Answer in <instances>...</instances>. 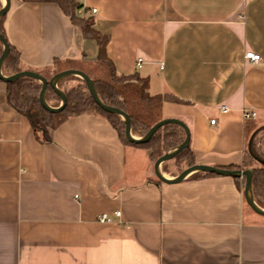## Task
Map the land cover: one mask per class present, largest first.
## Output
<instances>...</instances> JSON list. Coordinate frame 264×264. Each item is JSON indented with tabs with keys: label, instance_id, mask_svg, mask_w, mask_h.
I'll return each mask as SVG.
<instances>
[{
	"label": "crops",
	"instance_id": "0c3cea01",
	"mask_svg": "<svg viewBox=\"0 0 264 264\" xmlns=\"http://www.w3.org/2000/svg\"><path fill=\"white\" fill-rule=\"evenodd\" d=\"M77 1L109 36L118 74L180 100L162 114L188 127L195 164L239 169L243 112L264 124V0ZM5 29L43 76L55 59L97 56L56 3L9 0ZM250 51L260 60L245 59ZM50 137L40 141L8 105L0 79V264H264V215L248 205L244 176L161 181L149 150L100 114L71 116ZM162 163L160 176L175 178Z\"/></svg>",
	"mask_w": 264,
	"mask_h": 264
},
{
	"label": "trees",
	"instance_id": "16d2710c",
	"mask_svg": "<svg viewBox=\"0 0 264 264\" xmlns=\"http://www.w3.org/2000/svg\"><path fill=\"white\" fill-rule=\"evenodd\" d=\"M24 2H52L68 15L71 22L80 28L81 36L92 39L98 47L94 60H87L84 55L77 59H55L51 73L45 76L47 80L52 75L67 69L79 70L92 83L96 95L101 103L111 106L125 113L129 118L130 133L142 137L158 121L164 119L162 104L166 101L179 102L171 93L151 95L146 77L138 73L130 75L118 74L113 62L106 53L109 36L102 34L93 27V18L89 15L77 14L81 4L77 0H22ZM1 8V5H0ZM0 34L7 43V54L0 66L1 73L11 76L28 70L41 74L30 67H25L19 51L10 42L5 29V13L0 15ZM3 44L0 41V57ZM42 75V74H41ZM74 81L75 84L63 86L64 82ZM6 86V100L8 105L24 116L29 122L37 138L42 142L51 140L50 131L59 126L67 118L81 114H100L104 116L118 132L122 141L146 147L151 159L155 160L157 151H165L181 144L185 138L184 130L174 123H167L159 127L146 142H130L125 135V121L117 113L104 110L91 96L86 81L74 75H67L57 81V87L65 97V105L58 111H51L40 101L41 83L29 75L18 76L13 80L4 81ZM44 99L48 106L58 107L61 96L54 88L47 84ZM245 129L249 135L243 151L242 164L239 169L251 171V192L255 203L264 208V124H259L253 118H246ZM262 133V134H261ZM187 156L186 166L195 165L193 153L188 145L174 155ZM159 157V155L157 156ZM156 157V158H157ZM164 162V161H163ZM214 174L197 171L191 176Z\"/></svg>",
	"mask_w": 264,
	"mask_h": 264
},
{
	"label": "water",
	"instance_id": "95a60500",
	"mask_svg": "<svg viewBox=\"0 0 264 264\" xmlns=\"http://www.w3.org/2000/svg\"><path fill=\"white\" fill-rule=\"evenodd\" d=\"M8 6H9V0H6V5L2 6L0 8V15L4 14L7 11ZM0 41L3 44V53H2V55L0 57V66H1L3 58L7 54V43H6L5 38H3V36L1 34H0ZM71 74L72 75H78V76H80L82 79H84L86 81V84H87V87H88V90H89L91 96L94 98L95 102H97L100 105V107L102 109L110 111V112L117 113V114H119V115H121L123 117V119L125 121V135H126V138L130 142H146V141H148V139L151 137V135L159 127H161V126H163L164 124H167V123H174V124H177V125H179V126H181L183 128L184 133H185V138H184L183 142L181 144H179L178 146H176L171 152H166L163 155H161L154 162L153 167H154L155 174L161 181H164V182H169V181L176 182V181H179L180 179H182L188 173H191L193 171H204V172H209V173H214V174H219V175L244 176L246 178L245 179V190H247L248 186L251 187V171L249 169H233V170H229V169L216 168V167H213V166H208V165H203V164H195L193 166L185 168L181 173H179L177 176H175V178H173L172 180H166L165 178L161 177L160 174L158 173V169H157L159 163L163 162V161H165L167 159L172 158L174 155H176L178 152H180L182 149H184L189 143L190 134H189V129L185 125V123L182 122L181 120L177 119V118H164V119L158 121L157 123H155L144 136L135 139L133 137V135L130 133V123H129L128 116L125 113H123L122 111H120L119 109L115 108V107L106 106L103 103H101V101L99 100L98 96L95 93V90H94V88L92 86L91 80L84 73H82L79 70L67 69V70H64L62 72H59V73L53 75L49 80H47L45 76H43V75H41V74H39L37 72H33V71L24 70V71L15 73V74H13L11 76H5V75H3L1 73V70H0V79L3 80V81H6V80L9 81V80L15 79L18 76H22V75H29V76L35 78L42 85L41 90H40V94H39L41 103L46 108H48L51 111H58L59 109H62L63 106L65 105V97H64L63 93L57 88L55 83H56L57 80H59L63 76L71 75ZM47 84H50L54 88V90L61 96V103H60V105L58 107H54V108L50 107L45 102L44 92H45V89L47 87ZM246 200H247V203L250 206V208L255 213L260 214V215H264V210L263 209H261L254 202H252L251 199L247 198Z\"/></svg>",
	"mask_w": 264,
	"mask_h": 264
},
{
	"label": "rangeland",
	"instance_id": "374dc122",
	"mask_svg": "<svg viewBox=\"0 0 264 264\" xmlns=\"http://www.w3.org/2000/svg\"><path fill=\"white\" fill-rule=\"evenodd\" d=\"M0 5H1V3H0ZM51 69L52 68H49V70H48V74H46V76H49L50 75V73H51ZM53 76V75H52ZM51 76V77H52ZM65 76H67V75H65ZM74 76H77V77H80V76H78V75H74ZM50 77V78H51ZM64 77V76H63ZM62 77V78H63ZM49 78V79H50ZM81 78V77H80ZM61 79V78H60ZM59 79V80H60ZM58 81V80H57ZM57 81H56V86H57ZM71 84H75V82L74 81H69V82H64V84H63V86L64 87H66V86H68V85H71ZM58 88V87H57ZM59 89V88H58ZM262 134V133H261ZM175 148V147H174ZM174 148H169V149H166L165 151H162V150H159V151H157L158 153H156V156L154 157L155 158V160H153V162H155L161 155H163L164 153H166V152H171ZM159 155V157H157ZM157 157V158H156ZM174 157V156H173ZM170 158V159H167V160H165V163H162V168H163V170H166V171H172V172H175V173H181L187 166H186V164H185V162H186V158H187V156H184V155H182V156H178V157H175V158ZM177 174V175H178Z\"/></svg>",
	"mask_w": 264,
	"mask_h": 264
},
{
	"label": "built area",
	"instance_id": "2783aa9c",
	"mask_svg": "<svg viewBox=\"0 0 264 264\" xmlns=\"http://www.w3.org/2000/svg\"><path fill=\"white\" fill-rule=\"evenodd\" d=\"M95 11H96L95 8H91V12H95ZM244 58L247 59V60H249V61H251V62H257V61L260 60V55L257 54V53H254V52H251V51H250V52H246V53H245ZM141 61H142L141 58H138V59H137V63H136L137 66L140 65V62H141ZM222 110L225 111L224 108H222ZM255 116H256V113H255L254 111H244V112H243V117H244V119H246V118H253V117H255ZM214 122H215L214 119H211V120H210V123H211V124H214ZM115 214H116V215H120V211H116ZM98 220H99L100 222H107V221H109L110 219L108 218V216H107L106 214H101V215L98 216Z\"/></svg>",
	"mask_w": 264,
	"mask_h": 264
}]
</instances>
